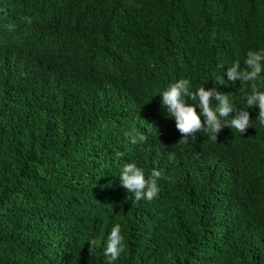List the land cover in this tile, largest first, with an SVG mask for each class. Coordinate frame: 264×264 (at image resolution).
<instances>
[{"label":"trees","instance_id":"obj_1","mask_svg":"<svg viewBox=\"0 0 264 264\" xmlns=\"http://www.w3.org/2000/svg\"><path fill=\"white\" fill-rule=\"evenodd\" d=\"M250 50L264 0H0V264H107L117 223L114 264H264L259 107L179 142L160 96L183 78L247 108L226 73ZM130 162L161 172L151 201L121 186Z\"/></svg>","mask_w":264,"mask_h":264},{"label":"clouds","instance_id":"obj_2","mask_svg":"<svg viewBox=\"0 0 264 264\" xmlns=\"http://www.w3.org/2000/svg\"><path fill=\"white\" fill-rule=\"evenodd\" d=\"M29 23H31L30 20ZM7 27L12 28L13 26L8 25ZM244 64L245 67L242 69L240 62L236 61L228 67L226 75L228 81L232 83L237 80L241 81V85L251 82V92L245 97L247 108H235L229 95L221 93L215 86L210 89L202 86L192 91L189 80L183 78L170 84L162 92L160 95L162 96V108L169 118H174L176 128L183 137L179 142H187L189 137L196 138L198 132L207 133L210 139L217 140L218 134L225 126L244 134L249 127H253L251 115L247 109L256 106L259 107L256 120L264 125V91L259 90L255 83L261 73H264V51H248ZM223 81L222 76L221 83ZM213 101L216 102L215 106H213ZM234 111L235 115L229 118V114ZM126 135L133 144L143 143L147 139L145 135L135 133V130ZM117 155L122 156L123 153H117ZM160 177L161 172L156 169H153L146 177L145 171L135 162L125 163L119 175L121 186L127 193H132L133 203L143 199L151 201L158 194L157 180ZM89 242L90 252H93L101 243L96 239H91ZM123 250L124 237L121 234V225L117 223L111 229L104 248L107 264H114Z\"/></svg>","mask_w":264,"mask_h":264}]
</instances>
